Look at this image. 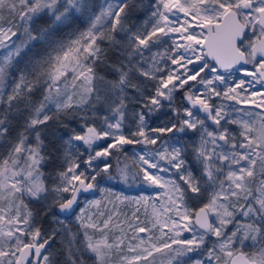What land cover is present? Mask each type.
Wrapping results in <instances>:
<instances>
[{"label": "snow or ice", "instance_id": "obj_1", "mask_svg": "<svg viewBox=\"0 0 264 264\" xmlns=\"http://www.w3.org/2000/svg\"><path fill=\"white\" fill-rule=\"evenodd\" d=\"M58 4L59 0H19L18 15L23 22L24 31L19 42H14V47L9 46L7 41L18 35V26L13 25L11 21L7 28L0 26V48H8L7 54L0 57V96L4 95L9 69L16 58L21 57L30 46H34L33 42L40 43L47 49L43 55L29 57L24 68L20 69L18 80L14 83L11 92L7 93L8 107L5 109V114L0 116V142H2L9 130L7 127L9 114L22 111L28 113L18 138L11 143L8 155L0 161V199H9L7 211H11L13 206L16 209V214L10 218L6 219L4 215H0V224L6 222L14 226L7 231L0 229V236L10 241L14 233L19 231L20 236H28L30 241H23L19 237L15 238L14 244L0 241L8 248L7 251L0 248V264H4L3 258L7 256L14 257L15 264H50L49 255H43L42 261L30 260L29 255L34 250L35 257H41L42 249H45L50 239L55 236L56 230L40 242L42 233L39 229L29 231L20 227L21 224L30 225L33 215L24 203L23 197L26 195L35 200L47 199L49 189L41 179L43 172L40 169L41 164L48 159L42 151L44 147L42 133L53 116L59 119L61 115H68L70 111L89 104L92 94L97 90L95 80L98 74L95 65L98 61H103L104 55L98 40L107 38L110 42L116 43L112 34L118 31L126 34L127 49L121 55L126 54L128 63L127 71L121 66H113L119 74V80L113 82V94L119 100V104L111 106L115 120L111 122L105 116L106 129L83 125L86 128L85 132H74L63 141L62 163L66 164V168L57 173L59 183L51 189L55 195L49 210L52 206H58L62 213L72 211L77 203V194L82 191L98 189L103 196L106 190L99 188L96 180L101 172L106 174L108 179H112L111 165L104 163L100 168L94 166L93 161L101 157H109L110 150L120 152L122 146L128 144H158L159 136L148 134L145 115L142 112L138 114L136 131L131 132L130 136H125L121 131L126 107V88L132 87L140 91L138 85L130 83V73L133 69L146 79H159L155 95L148 97L153 106L148 108L149 113L159 109L163 100L172 101L175 91L183 89L189 81H194L196 85H202L203 89L192 85L185 91V99L191 107L183 109V116L180 115L179 109L173 108L179 124L172 123L171 126L152 128L151 131L160 135L175 134L186 129L197 130L199 126L200 143L194 150L195 159L202 165V176L206 177V180H202L193 171L185 168L181 146L169 147L167 142L160 147L152 149L146 147L142 152L135 153L134 167H130L127 163L120 167L118 163L117 173L122 182L127 183L129 179L133 182L142 181L147 186L162 190L156 197L160 200L159 208L155 204L152 205L155 220L152 228L159 226L161 230V235L157 239L165 235L164 229L172 233L170 243L165 241L162 244H154L150 243L153 239L151 235H148L147 240L139 235L150 233L152 229L129 225L134 232L132 240L138 243L135 245L130 243L128 250L130 252L140 250V254L132 258L133 261H148L149 257H153L149 264H155L154 253L168 250L171 256L167 264L173 262L187 264L182 258L200 249L209 236H214L217 240L207 253L209 264H213L214 256L216 262L219 261V256H216L217 244L219 251L229 258L231 264H264V90L249 91V88H254L257 84L264 88V59L254 65L256 72L243 71L244 76L252 77L251 81L240 79L230 84L228 82L230 77L222 75L219 71L222 69L230 74L237 64L241 62L249 64L258 55L264 57V0H155V3L149 6L153 10L147 19L139 26L132 27L128 26L126 17L130 5H135V0L106 2V6L101 5L98 14L92 11L88 0H65L60 7ZM5 6L6 0H0V12ZM7 7L10 12L17 10L15 2L8 3ZM44 9L48 10L52 22L48 28L34 33L28 26V21ZM177 13H182L183 19ZM76 14L85 17L88 26L83 30L69 32L66 39H58L56 30L75 24ZM2 19L3 17L0 16V20ZM249 28L254 33L258 31L259 35L255 40L248 41V51H245L239 46L238 41L243 42L246 36L245 30ZM106 32L109 33L107 37H105ZM165 37L171 40V48H165L163 53H153L152 63L147 70L140 67L139 62L133 63L137 56L140 61L146 62L148 59L146 51H151L153 45L166 44ZM197 45L200 46L199 54L195 47ZM169 52L171 55H167ZM165 55L175 67L167 69L159 67L156 57ZM205 56L214 60L216 66L209 69V65L205 62L195 70L188 67L203 60ZM206 69L215 75L210 78L201 76ZM165 70L166 76L156 77L155 72ZM236 70L240 71V69ZM99 78L103 79V77ZM41 82L45 87L43 100L38 105L32 106L30 93ZM216 82L223 85V89L217 87ZM116 89L118 92L115 91ZM76 96H79L78 101L73 99ZM215 97L220 101L234 102V105L241 107L237 108L223 102L214 104L212 100ZM96 99L101 98L97 96ZM13 102H16V105L24 102V109L14 106ZM52 108L55 112H52ZM253 108L259 111H251L250 109ZM198 112L205 114L206 119L216 125V128L209 130L205 119H202ZM233 113L239 115L233 118ZM227 124L238 126L239 138L225 126ZM32 136L34 143L30 144L28 141ZM131 137H140V139L134 140ZM105 138H110L112 142L102 150H95V155L89 154L83 161L87 169L80 170V162L76 154L83 155V153L73 141L82 142L91 153L94 150L93 144ZM160 161L167 166L162 165ZM172 169L176 170L178 180L183 184L173 178ZM160 173H166L167 178ZM208 186L212 189L208 201L199 208L191 207L188 201L198 199ZM5 189L8 191L3 194ZM17 193L20 195L17 196ZM63 193L70 195L65 196L62 195ZM188 193L192 195L189 196ZM109 195L115 194L109 193ZM127 199L115 195L116 201L123 202ZM148 199L149 197H140L136 199V203L137 205L141 201L146 203ZM241 200L243 203H240ZM109 203L113 201L109 200ZM100 204L101 200L89 202V206L99 207ZM21 205L25 208L23 219H21ZM85 212L86 209H81L80 215L77 216L81 227L102 231L103 229H100L96 223L91 222V215L88 216L87 222L84 220ZM237 216L243 217V221L238 220ZM111 219L112 217L109 216L108 220L104 221L103 228H108ZM230 224H235V228L229 234L225 229ZM116 227L119 228L120 225L117 224ZM185 232L191 233L190 239H180ZM68 235L74 241L75 234L69 230ZM84 236L88 241L87 249L95 254L98 264H103L106 255L102 249L113 247L118 249L123 243L121 237H116L117 243L113 245L109 244L106 238L93 243L92 237L87 232ZM246 242H250L253 249L259 246L258 251H254L251 255L246 254L243 251ZM173 244L179 245V248H173ZM237 244L240 247H236ZM73 246V243H69L68 256L71 264H77L76 260L72 259ZM16 253H19V256H16ZM7 264H13V260H8ZM194 264H203V262L196 260Z\"/></svg>", "mask_w": 264, "mask_h": 264}, {"label": "rangeland", "instance_id": "obj_2", "mask_svg": "<svg viewBox=\"0 0 264 264\" xmlns=\"http://www.w3.org/2000/svg\"><path fill=\"white\" fill-rule=\"evenodd\" d=\"M15 2L17 4L16 12H10L8 10L7 4ZM65 0H59L58 7L63 5ZM106 2L116 3V0H88V3L92 7V11L96 14L99 13L101 5L106 6ZM155 3V0H135V5L131 6L128 10L129 14L126 17L127 23L129 27L133 25L139 26L143 23L145 19L150 15V12L153 10L149 6ZM61 10L62 7H61ZM20 11L19 0H6V6L3 11L0 12V16L3 17L0 20V26L7 28L10 26L9 22L11 21L13 25L18 26V35L12 37L11 41H7L9 46L14 47V42H19L22 38L21 34L24 31L22 26L23 22L20 20L18 15ZM77 15V21L71 27L60 28L56 30V37L59 38H67L69 32H73L76 30H83L88 26L87 19L80 14ZM181 19H183L182 13H177ZM52 22V17L48 14V10L44 9L38 15L33 16L32 20L28 21V26L31 30L36 33L44 28H48ZM110 27V25H109ZM17 30V28H14ZM193 31H200V29H193ZM109 33H105V37H107ZM116 43L110 42L107 38L98 40L100 47L104 50L103 61H98L95 65V71L98 74V78L95 80L96 92L92 94L89 104L83 105L81 108L75 109V111H70L68 115H61L59 119L53 116V119L49 121L48 126L45 131L42 133V139L44 140V147L42 149L48 159H46L40 166L41 171L43 172V176L41 179L44 181L45 185L49 189V193L47 195L46 200H35L31 197L24 196V203L27 205L28 210H30L33 215L30 220V225H19L22 228H25L29 231L39 229L42 233L40 238V242L43 239H47L54 230L55 236L53 237L54 241L50 245V247L46 250L43 255H49L50 264H71V259L68 256V245L69 243H73L74 246L72 248V259H75L77 264H98L96 256L94 253L87 249V240L85 239L84 233L87 232L89 236L92 237V242L95 243L98 240L107 239L109 244L115 245L117 243L116 237H121L123 239V243L120 244L119 248L113 247L111 249H102L106 253L103 259V264H149L150 261L153 260V257H149L148 261L140 260L133 261V257L140 254V250L137 249L136 252H130L128 250V246L131 243L135 245L138 243L136 240H132V236L134 232L129 225L133 227L139 225L148 227L151 230L150 233H140V237L147 240L148 235H151L153 239L150 243L154 244H162L165 241L171 242L170 237L172 233L168 232L167 229H164L165 235L161 239H157L160 237L161 230L159 226L156 228H152V223L155 222L153 217V207L155 204L157 208L160 206V200L156 199L158 193L162 190L157 189L154 186H147L144 182H133L131 179L127 183L121 181L119 174L117 173V164L119 163L120 167H123L125 163L129 164L130 167H134L133 159H135V153L142 152L146 147L149 149L160 147L167 142V146L171 147L172 145L181 146L183 148L182 158L185 160V168L194 172L197 177H200L202 180H206V177L202 176V165L198 164L195 159V148L199 146L200 143V130L199 126L197 130H189L186 129L184 132H176L167 133L164 135H160L158 133H153L151 131L152 128H159L164 126H171L172 123H176L175 114L173 112L174 105L170 103L168 100L162 101V106L149 113L148 108L153 107L150 103L148 97L155 95V89L157 84L159 83V79L150 80L141 76L135 69H133L130 73V83L138 85L140 91L132 87L126 88L127 95L125 96V104L126 107L124 109L125 115L123 117V124L121 131L125 136H130L131 132L136 131V125L138 122V114L143 113L145 115L147 131L150 136H159L157 145H144V144H128L122 146V151L117 152L115 150H110L111 155L107 158L101 157L95 161H93L94 166L103 167L104 163H109L111 165L110 172L112 174V179H108L107 175L101 172V174L97 177L96 183L99 188H103L106 190L104 195L102 196L101 192L98 189H95L93 194H85L82 196L79 206L73 215L70 217H62L56 213V206H52L49 210V205L53 204V196L55 195L51 189L57 183H59V177L57 175L58 171L66 168V164L62 163V144L65 139H68L74 132L83 133L86 131V128L83 125L93 126L98 129H106V124L104 123V117L107 116L111 122H114L115 118L111 112V106L115 104H119V100L116 95L113 94V82H117L119 80V74L114 70L113 66H121L127 71V56L121 55L127 49V38L126 34L122 32H116L114 34ZM259 35L258 31L253 32L251 28H249L248 33L246 34L243 42L240 43V47L242 50L248 51L247 44L250 40H255ZM167 40V37L164 38ZM183 43V41H179ZM34 46H30L29 49L25 50V53H22L21 57L16 58L13 62V66L9 69V74L6 79V87L4 89V95L0 96V116L5 114V109H7V93L11 92L14 83L18 80L20 75V69L24 68L25 63L27 62L29 57L35 55H43L47 49L40 43L33 42ZM172 42L171 40H167V43L164 45H153L151 51H146V56L148 57L146 62L140 61V58L137 56L133 63L139 62V66L143 69L147 70L149 64L152 63V54L156 52L163 53L165 48H171ZM197 48V54L200 52V46H195ZM8 48H0V57H3L7 54ZM167 55H171V53H167ZM189 55H192L189 53ZM156 60L159 62V67L162 68H173L171 61L167 59V56H157ZM207 63L209 65V69L213 66H216L214 63L209 61L206 57L201 61H197L194 65H189L190 69H198V67ZM259 61L256 59L249 64H246L243 67L234 68L231 73H226L224 71H220L222 75H225L229 78V83H233L234 81H238L240 79H244L246 81H251L252 77L244 76L243 71H252L256 72V67L254 65L258 64ZM209 69H206L204 73H201V76L206 78H210L215 73H212ZM236 69H240L237 71ZM154 71V69H153ZM182 71V69H181ZM157 78L161 76H166L167 71L164 72H155ZM99 77H103L100 79ZM199 79V78H198ZM192 85H195L197 88L203 89L202 85H196V82L189 81L188 85H185L183 89H179L182 91V94L178 95V109L180 110V115L183 116V109L185 107H190L185 103V91ZM216 86L223 89V85L219 82H216ZM256 90H264L260 84L255 85L254 88H249V91ZM79 92V89H77ZM115 91L118 92V89ZM178 91V90H177ZM45 94V87L43 82L35 88V90L30 93V99L32 106L38 105L42 100ZM99 96L101 99L97 100L96 97ZM74 101L79 100V96L73 98ZM225 103L230 104L234 107L240 108V105H234V102L231 101H220L218 97L213 98L212 103ZM14 106H18L20 109H24V102L16 105V102H13ZM147 105L148 107H145ZM248 110V109H245ZM251 111H259V109H250ZM196 111V110H194ZM52 112H55V109L52 108ZM28 113L22 111L17 114H9L8 119L9 123L7 125L8 132L2 142H0V161L3 160L8 155V149L11 147V143L14 142L18 138L19 132L23 129L25 117ZM51 114V113H50ZM198 115L205 119L206 126L209 130L215 129L216 125L210 123L209 120L206 119L201 113L198 112ZM239 113H233V118L238 116ZM185 119L187 117H184ZM222 123H224L222 121ZM232 133L239 134L240 129L236 125L227 124L225 125ZM43 127V126H41ZM255 135V134H252ZM132 139H140V137H131ZM239 138V136H238ZM110 138H105L96 141L93 144V151L89 153V150L86 146L82 145V142L73 141V143L77 144L83 153L80 155L77 153L78 160L80 162V170H86L87 165L83 163L84 160L87 159L88 155H95V150H102L109 143H111ZM28 143H34V136L29 138ZM222 143V142H221ZM127 157V159H126ZM162 165H164L163 161H160ZM217 163H219L217 161ZM167 166V165H164ZM91 171V169H88ZM173 178L178 180V176L176 175V170L172 169ZM94 174V173H93ZM226 175V168L225 173ZM160 175H164L167 178L166 173H160ZM221 175V174H218ZM179 183L183 184L182 181ZM227 185V181H225ZM186 187V186H185ZM8 190L5 189L3 194H6ZM212 191L211 187H206V190L202 195L199 196L196 200H189L188 203L191 207L199 208L203 206L209 199V194ZM109 193H113L115 195H119L121 197H127V200L123 202L116 201L115 195L110 196ZM20 194L17 193V196ZM62 195H70L68 193H63ZM191 196V193H188ZM140 197H149L147 202L141 201L139 205L136 203V199ZM166 199V198H165ZM92 200H101V204L99 207L89 206V202ZM109 200H112L113 203H109ZM9 199H0V215H4L7 218H10L16 214L15 206H13L11 211H7L9 207ZM240 203H243L241 200ZM86 209L84 220L88 221V216L91 215L93 223H96L102 231L88 228L84 229L81 227L80 222L77 220V216L80 215V210ZM21 219H23V215L25 213V208L23 205L20 207ZM101 213H103L101 215ZM135 214V215H134ZM109 216L112 217L109 222L108 228H103L104 221L108 220ZM163 219V218H162ZM213 219H215L213 217ZM238 220L243 221V217L237 216ZM63 221V223H61ZM119 224L120 227L117 228L116 225ZM10 227H14L13 225H8L6 222L0 224V229L7 231ZM235 228V224H230L225 231L230 234V232ZM69 230L71 233L75 234L74 241L68 235ZM19 237L23 241H29L28 236H20L19 231L14 233V237L12 240H7L6 237L0 236V241H6L7 244H14L15 238ZM191 238V233H183L180 239ZM217 238L214 236H209L206 239V243L201 246L200 249L188 253V255L183 260L187 261V264H194V261L200 260L203 264H209L207 259V253L210 248L213 247V243L216 242ZM30 242V241H29ZM173 248H179V245H172ZM236 247H240V245H236ZM259 247V246H258ZM258 247L253 249L250 246V242H246V245L243 247V251L246 254L251 255L254 251H258ZM0 248L4 250H8L6 244L0 243ZM18 253H16V256ZM43 255L41 260L43 259ZM171 253L168 250H164L162 253H154L155 264H167V261ZM216 256H219V261L216 262L215 256L213 257V264H229V258L224 256L223 253L219 251L218 244L216 247ZM13 260V264L15 258L12 256H7L3 258L4 264H7L8 260ZM175 264V262H173Z\"/></svg>", "mask_w": 264, "mask_h": 264}, {"label": "water", "instance_id": "obj_3", "mask_svg": "<svg viewBox=\"0 0 264 264\" xmlns=\"http://www.w3.org/2000/svg\"><path fill=\"white\" fill-rule=\"evenodd\" d=\"M245 31H246V34H247L248 31H249V29H246ZM240 43H241V41H238L239 46H240ZM205 57H206V56H205ZM206 58H207L209 61H211L212 63L215 64V61H214V60H212V59L209 58V57H206ZM261 59H264V57H260L259 55L256 57V60H257V61H260ZM245 65H246V64H244L243 62H241V63L237 64V65L235 66V68H236V67H243V66H245ZM217 67H218V66H217ZM219 70H220V71H223L222 69H219ZM184 101H185L186 104H188V105L191 107V105L188 103V101H187L186 99H185ZM194 110H196V109H194ZM196 111H198V110H196ZM201 114H202L204 117H206L205 114H203V113H201ZM209 122L212 123L210 120H209ZM94 192H95V189H93V190H89L88 192H83V191H82V192L78 193V194H77V203L73 206V210H72V211L62 213V212L59 211L58 206H56V213H57L58 215L62 216V217H70V216L73 215L74 212L77 210V208H78V206H79V203H80V200H81L82 196L85 195V194H88V195H89V194H93ZM53 241H54L53 238L50 239L49 244L45 246V249H42V255H43V254L46 252V250L50 247V245L53 243ZM17 256H19V253H18ZM41 257H42V256H41ZM41 257H39V258L35 257V255H34V250H33V252L30 253V255H29V259H30V260H31V259H38V260H41ZM14 264H15V261H14ZM229 264H231L230 260H229Z\"/></svg>", "mask_w": 264, "mask_h": 264}, {"label": "trees", "instance_id": "obj_4", "mask_svg": "<svg viewBox=\"0 0 264 264\" xmlns=\"http://www.w3.org/2000/svg\"><path fill=\"white\" fill-rule=\"evenodd\" d=\"M179 94H182V91L181 90H178V91H175L173 93V100L170 101V103H172V105H174V108H177L178 109V95ZM175 114V113H174ZM175 118H176V123L179 124V121L176 117V114H175ZM82 144V143H81ZM83 145V144H82Z\"/></svg>", "mask_w": 264, "mask_h": 264}]
</instances>
